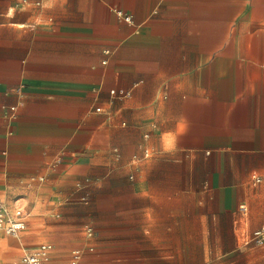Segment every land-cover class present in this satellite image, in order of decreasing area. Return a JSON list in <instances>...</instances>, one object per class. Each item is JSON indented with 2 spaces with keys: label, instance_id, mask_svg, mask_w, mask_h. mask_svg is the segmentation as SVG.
<instances>
[{
  "label": "crops",
  "instance_id": "obj_1",
  "mask_svg": "<svg viewBox=\"0 0 264 264\" xmlns=\"http://www.w3.org/2000/svg\"><path fill=\"white\" fill-rule=\"evenodd\" d=\"M18 200L0 264L44 243L49 264H264L245 242L264 228V0H0V201Z\"/></svg>",
  "mask_w": 264,
  "mask_h": 264
},
{
  "label": "built area",
  "instance_id": "obj_2",
  "mask_svg": "<svg viewBox=\"0 0 264 264\" xmlns=\"http://www.w3.org/2000/svg\"><path fill=\"white\" fill-rule=\"evenodd\" d=\"M116 15L126 23L131 22L129 15L117 11ZM111 95H115L114 91L110 92ZM119 96H127V93L120 91L117 93ZM10 110H14L11 108ZM99 111V109H96ZM144 156H147V152L144 151ZM58 161V160H57ZM255 182H259V179L255 178ZM77 188L82 185L77 184ZM80 201L85 202L84 197L80 198ZM244 210L243 208H241ZM25 223L22 215L19 211L5 202L0 201V235L18 239L20 233L24 230ZM84 234L90 238L93 236V229L90 226L84 227ZM246 243L252 242L255 246H260L264 242V228L253 231L245 240ZM53 247L50 244H41L31 251H25L20 259V264H49ZM84 249H74L70 252L69 261L67 264H81Z\"/></svg>",
  "mask_w": 264,
  "mask_h": 264
},
{
  "label": "rangeland",
  "instance_id": "obj_3",
  "mask_svg": "<svg viewBox=\"0 0 264 264\" xmlns=\"http://www.w3.org/2000/svg\"><path fill=\"white\" fill-rule=\"evenodd\" d=\"M15 208L19 211V213L22 215V216H24L25 215V211H24V209H23V201L22 200H18L16 203H15ZM22 234L23 233H21V236H22ZM21 236H20V238H21ZM0 237H6V236H2V235H0ZM75 247H78V245L77 246H75ZM74 247V248H75ZM57 258H59L58 256H56ZM68 261V260H67ZM67 261H66V263H67Z\"/></svg>",
  "mask_w": 264,
  "mask_h": 264
}]
</instances>
